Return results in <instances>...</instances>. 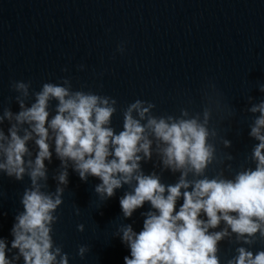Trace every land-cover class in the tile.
<instances>
[{
    "label": "water",
    "instance_id": "water-1",
    "mask_svg": "<svg viewBox=\"0 0 264 264\" xmlns=\"http://www.w3.org/2000/svg\"><path fill=\"white\" fill-rule=\"evenodd\" d=\"M65 78L73 91L116 100L111 126L117 133L124 110L136 100L155 105V116L179 117L186 109L190 116L200 113L202 118L204 108L211 107L209 128L216 129L217 137L210 142L217 159L205 175L213 178L223 172L233 178L242 169L255 168L251 154L258 141L249 136L254 114L247 109L264 100L259 91L264 84V0H0V115L5 108L20 110L13 82L30 83L33 93L44 83L62 84ZM34 101L30 95L25 103ZM56 104L50 102L53 115ZM9 127L7 120L0 124L6 134ZM224 139L231 147L224 146ZM28 147L34 159V142ZM60 163L53 149L51 163L45 161V191H55L53 176ZM141 167L145 174L156 171L165 185L175 184L180 175L164 170L155 152ZM68 172L63 203L54 213L55 245L68 255L69 264H124L130 249L118 230L131 224L141 231V213L151 210L150 203L125 219L119 200L130 190L128 185L104 201L94 191L101 183L98 178L83 182L71 166ZM29 187L27 175L17 181L0 172V238L9 248L15 217L23 211L21 198ZM182 203L181 198L176 210ZM224 227L222 223L214 231ZM79 246L90 249L83 259ZM240 246L255 253L264 250V239L257 234L253 245L237 243L235 235L222 240L220 264L237 255ZM13 254L15 250L8 255Z\"/></svg>",
    "mask_w": 264,
    "mask_h": 264
},
{
    "label": "clouds",
    "instance_id": "clouds-1",
    "mask_svg": "<svg viewBox=\"0 0 264 264\" xmlns=\"http://www.w3.org/2000/svg\"><path fill=\"white\" fill-rule=\"evenodd\" d=\"M118 50L123 52V47ZM11 87L19 93L15 99L20 110L5 108L0 115V124L5 120L10 124L7 134L0 128V172L17 181L27 175L30 187L22 195L23 211L11 229V247L0 238V264H18L21 259L23 264H69L68 255L52 238V226L58 221L54 213L69 183V166L83 182L90 176L98 178L101 183L94 191L104 201L128 185L130 190L119 200L125 219L150 203L151 210L141 213L145 217L141 231H134L131 224L118 230L130 249L124 264H220L222 240L235 235L237 243L253 245L257 234L264 239V100L247 109L254 114L249 136L258 141L251 154L255 168L242 169L230 179L223 172L209 178L206 169L217 159L210 142L217 137L216 129L209 128L211 107L204 108L202 118L200 113L190 116L186 109L179 117L155 116V105L136 100L124 110L122 130L117 133L111 126L117 102L111 97L73 91L67 78L62 84L44 83L33 93L30 83L13 82ZM259 91L264 93V84ZM30 95L35 101L27 106ZM53 100L54 115L49 111ZM29 142L36 146L34 159ZM222 142L231 147V141ZM53 149L61 162L53 176L54 192L44 190L48 188L45 161L51 163ZM154 152L164 170L180 173L175 184L162 183L156 171H143L142 162L151 161ZM79 211L77 207V215ZM222 223L225 227L214 231ZM77 228L84 231L83 224ZM13 250L15 254L9 256ZM89 250L79 246L78 255L83 259ZM236 253L227 264H264V250L253 253L240 246Z\"/></svg>",
    "mask_w": 264,
    "mask_h": 264
}]
</instances>
